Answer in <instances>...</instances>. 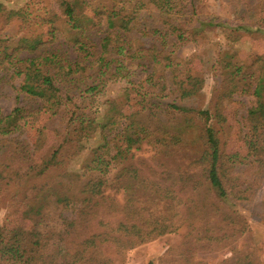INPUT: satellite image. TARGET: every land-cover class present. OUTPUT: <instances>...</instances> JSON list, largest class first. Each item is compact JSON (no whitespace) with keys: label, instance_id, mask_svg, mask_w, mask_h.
<instances>
[{"label":"trees","instance_id":"trees-1","mask_svg":"<svg viewBox=\"0 0 264 264\" xmlns=\"http://www.w3.org/2000/svg\"><path fill=\"white\" fill-rule=\"evenodd\" d=\"M55 1L58 12L38 7L36 0H0V19L20 21L29 30L18 36L0 31V71L10 81L18 79L14 85L18 94L39 103L37 108L15 106L7 114L0 110V135L10 147L0 163V180H50L26 202L24 214L29 218L51 204L67 207L71 186L79 180L83 198L67 222L69 227L81 229L91 219L88 212L96 215L100 205L120 216L115 223L102 219L105 229L90 233L82 244L74 239L68 259L45 248V235L35 220L28 229H1L0 264L92 263L101 241L132 249L174 232L185 187L195 192L207 185L226 202L250 199L264 175V54L247 63L228 43L238 39L246 25L231 27L199 17L194 12L198 0ZM252 14L257 24L264 25V0L257 1ZM238 16L246 20L251 13ZM214 28L224 39L217 48L204 40ZM64 38L75 52L72 59L62 48ZM187 45L193 51L186 55ZM194 60L200 69L193 66ZM205 73L213 77L214 100L202 109L193 102ZM118 80L127 83L124 99L134 106L128 113L115 100L102 99L108 83ZM234 95L252 97L237 133L244 154L229 153L225 147L232 126L223 110ZM41 110L48 116L31 138H9L27 117L38 120ZM191 130L199 145L193 171L149 167L142 173L135 164L136 151L150 147L167 154L184 143ZM48 131L55 139L37 156ZM124 177L137 181L151 197L166 201L167 212L157 214L133 196L119 200L105 192ZM2 192L0 183V196ZM63 232L53 243L66 240ZM235 264L251 263L243 257Z\"/></svg>","mask_w":264,"mask_h":264},{"label":"rangeland","instance_id":"rangeland-1","mask_svg":"<svg viewBox=\"0 0 264 264\" xmlns=\"http://www.w3.org/2000/svg\"><path fill=\"white\" fill-rule=\"evenodd\" d=\"M36 1L38 7L52 8L58 12L55 0L47 1V5L45 0ZM257 1L198 0L194 6V12L203 19L209 17L216 22H227L231 27L246 25L240 30L241 36L228 43L240 58L251 63L257 56L264 54V25L257 24V17L252 14ZM241 13H251V16L246 20L241 19L238 16ZM24 26L20 21L0 19V31L8 34L13 33L18 36L27 33L29 30L26 31ZM62 30L67 34L64 28ZM204 40L214 48L224 41L221 31L217 28L208 31ZM62 48L69 58L75 57L73 47L68 40H63ZM191 51H193L192 45L183 48V53L186 55ZM193 66L196 69L201 67L198 60H194ZM5 73L3 70L0 71V110L2 114L9 113L15 106L37 108L39 106L37 101L25 98L21 93L18 94L15 91L14 85L18 83V79L10 81ZM213 86L214 80L211 73H205L203 87L194 99L193 105L206 109L210 101L214 100ZM126 87L127 83L123 80L112 81L108 83L102 99L115 100L122 111L128 113L134 109V106L131 102H125ZM134 97L133 94L130 96L131 99ZM233 99L228 108L223 110L226 122L232 126L225 147L229 153L244 154L246 148L237 138V133L239 119L245 115L246 109L252 102V97L250 95H234ZM47 116V113L41 110L38 120L34 121L31 117H27L21 122L24 126L9 134V138H31L36 128ZM193 133L191 130L185 142L174 147L167 154L155 153L150 147L136 151L135 164L142 173L149 167L157 170L185 169L193 171L199 150V145L192 140L194 139ZM2 138L3 136L0 135V163L6 160L10 148ZM54 139L53 132L48 131L45 144L38 150L37 156L45 152ZM142 159L146 160V163L141 164ZM75 165L76 163L73 164V166ZM76 169L78 166H75L73 170ZM48 181L50 182V180L38 178H31L26 182L19 183L9 182V179L0 180L3 188L0 196V230L4 229L9 232L19 226L28 229L33 226L35 220L45 235V248L57 252L59 256L65 255L68 259V250L74 239L82 244V241L90 233L105 229L100 223L102 219L115 223L114 221L120 214L119 212H107V206L100 205V208L95 212L96 215L91 210L88 212L87 215H91V219L87 217L86 225H81V229L77 231L75 227H69L67 222L74 216L76 208L81 205L80 199L83 198L78 192L83 181L79 180L78 183L71 186L69 194L71 201L67 207L57 206L55 203L51 204L49 208L43 209L41 214L29 215L30 218L25 216L26 202L35 195L36 190L43 183ZM105 192L119 200L133 196L145 202L157 214L167 212L168 203L166 201L151 197L147 191L138 186L137 181L126 177L111 184L109 188L105 189ZM181 196L184 199V204L181 206L182 214L177 220L179 227L176 231L155 237L132 249H121L116 247L113 242L101 241L97 243L99 248L96 249L98 254L95 261L92 263L84 261L82 264H235L236 261H243V257H248L251 264H264V175L251 198L241 203L220 200L215 191L207 185L199 186L195 192H190L185 187ZM19 203L23 205L19 206ZM97 221L100 224H97ZM67 231H71L69 236H65ZM54 232L55 235H53ZM60 232H63L62 237L67 242L63 240V242L53 243V239ZM83 246L81 245V247Z\"/></svg>","mask_w":264,"mask_h":264}]
</instances>
